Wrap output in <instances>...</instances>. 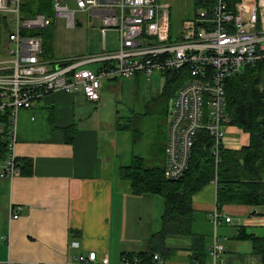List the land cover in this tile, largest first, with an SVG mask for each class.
<instances>
[{
  "label": "built area",
  "instance_id": "1",
  "mask_svg": "<svg viewBox=\"0 0 264 264\" xmlns=\"http://www.w3.org/2000/svg\"><path fill=\"white\" fill-rule=\"evenodd\" d=\"M54 0L56 19L65 18L68 28L79 24L77 11L101 19L104 39L108 29L118 33V48L71 59H51L44 54L43 39L37 31L47 28L51 19L43 14L21 16V0H0V134H5L9 152L0 164V178L20 176L16 147L18 117L32 110L47 95L63 91L99 103L104 83L154 73L182 72L187 80L170 101L166 141V176L181 178L189 169L199 132L214 137L213 153L218 162L230 126L226 104L229 79L248 66L264 64V0H239L232 9L229 0H215L211 8L194 10L175 32L171 6L161 0ZM64 64L62 68L58 65ZM99 64L96 70L88 66ZM264 90V87H262ZM20 206L11 207L18 219ZM215 229L235 219L217 207L210 215ZM6 240L8 238L4 237ZM226 242L215 230L204 261L191 264H227ZM139 264V261L136 262ZM152 263L168 264L159 254ZM0 264H15L11 260ZM74 264H100L96 252L81 254ZM120 264H131L123 258Z\"/></svg>",
  "mask_w": 264,
  "mask_h": 264
},
{
  "label": "crops",
  "instance_id": "2",
  "mask_svg": "<svg viewBox=\"0 0 264 264\" xmlns=\"http://www.w3.org/2000/svg\"><path fill=\"white\" fill-rule=\"evenodd\" d=\"M87 103L81 95L56 91L34 109L20 111L16 153L32 161L33 173L0 178V261L74 264L79 255L96 252L100 264H120L124 253L134 254L131 264H137L136 255L161 232L163 201L158 195L131 193L130 183L119 176V167L129 164L116 163L115 151L105 154L99 130L86 118ZM70 126L75 131L68 140L64 130ZM249 141V134L240 128H227L225 147L240 149ZM216 198L215 182L193 198L194 231L207 236V250L216 230L226 242L227 264H263L252 243L236 236L240 226L258 234L264 231V206H225L223 211L239 224L223 223L215 229L210 215L217 207ZM12 206L21 207L18 219L11 217ZM164 245L165 254L154 253L168 264L196 261L191 238L171 235Z\"/></svg>",
  "mask_w": 264,
  "mask_h": 264
},
{
  "label": "trees",
  "instance_id": "3",
  "mask_svg": "<svg viewBox=\"0 0 264 264\" xmlns=\"http://www.w3.org/2000/svg\"><path fill=\"white\" fill-rule=\"evenodd\" d=\"M214 1L194 0V10L211 8ZM229 1L232 9H235L239 2V0ZM53 2L54 0H24L21 2L20 12L24 13L25 18L43 14L51 19V24L45 29L53 28L55 24ZM42 30L37 31L36 34L43 39L46 55L49 52L45 38L47 34ZM186 80L187 75L182 72L167 74L166 82L170 84V91L165 90L161 97L167 96L170 102ZM262 87H264V64L261 62L246 67L241 74L229 79L226 85L229 124L249 134L250 141L247 146L231 149L223 145L216 162L213 153L214 137L206 131H201L193 148L189 169L177 180H170L166 176L167 139L164 144L158 146L152 161L143 156L133 155L129 165L119 167V176L130 183L133 195L154 194L162 196L164 200L162 230L152 237L146 251L136 255L139 262H151L153 257L151 254L155 251L165 254L164 249L168 248L164 245V239L171 235L191 238V251L195 260H206L207 236L194 231L197 213L193 198L212 182L217 184L216 203L219 210L230 205L253 208L264 206V90ZM116 122L120 124L118 118ZM127 128L129 129L124 125L120 130ZM74 131V126L64 130L68 140H71ZM134 131L135 142L141 132L136 127ZM8 152L5 134H0V164L4 162ZM18 165L21 169L20 176L33 173L31 160L18 158ZM238 228L236 239L250 241L253 245V253L264 264V231L258 234L248 231L244 226ZM161 240L162 247L157 244ZM155 244L157 246H154ZM123 255L130 263H134V254Z\"/></svg>",
  "mask_w": 264,
  "mask_h": 264
},
{
  "label": "rangeland",
  "instance_id": "4",
  "mask_svg": "<svg viewBox=\"0 0 264 264\" xmlns=\"http://www.w3.org/2000/svg\"><path fill=\"white\" fill-rule=\"evenodd\" d=\"M161 1L171 6L172 25L175 32H178L183 19L193 14L194 0ZM68 6L71 10H76L75 0H69ZM21 16L25 18L24 13H21ZM76 19L81 25L74 28L67 27L65 18H55L53 28L42 30L47 34L45 37L49 48L47 58L63 60L98 54L103 52L105 45L109 51L118 48L117 31L108 29L104 39L103 23L99 18L87 12L77 11ZM5 33V26L2 25L0 36L2 42L5 41ZM98 65L92 64L88 67L96 70ZM169 85L166 82V76L161 73H154L150 78L144 75L118 78L104 83L101 102L85 104L86 118L90 119L91 125L99 130L100 139L103 140V151L105 154L108 151H115L116 163L130 164L133 155L143 156L152 161L158 146L165 143L170 118V109L168 110L170 102L167 96L161 97V94L167 89L170 91ZM79 105L76 100L74 109L77 114L81 111L78 108ZM117 118L120 124H117ZM124 125H127L129 129L120 130V127ZM135 127L140 129L141 134L134 142ZM158 198L164 205L162 196L158 195ZM163 213L158 219L159 225L162 222Z\"/></svg>",
  "mask_w": 264,
  "mask_h": 264
},
{
  "label": "water",
  "instance_id": "5",
  "mask_svg": "<svg viewBox=\"0 0 264 264\" xmlns=\"http://www.w3.org/2000/svg\"><path fill=\"white\" fill-rule=\"evenodd\" d=\"M64 66V64L58 65V68H62ZM170 115H172V110L170 111ZM256 214V211H253V215Z\"/></svg>",
  "mask_w": 264,
  "mask_h": 264
},
{
  "label": "flooded vegetation",
  "instance_id": "6",
  "mask_svg": "<svg viewBox=\"0 0 264 264\" xmlns=\"http://www.w3.org/2000/svg\"><path fill=\"white\" fill-rule=\"evenodd\" d=\"M169 114H170V112H169Z\"/></svg>",
  "mask_w": 264,
  "mask_h": 264
}]
</instances>
